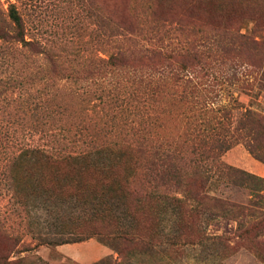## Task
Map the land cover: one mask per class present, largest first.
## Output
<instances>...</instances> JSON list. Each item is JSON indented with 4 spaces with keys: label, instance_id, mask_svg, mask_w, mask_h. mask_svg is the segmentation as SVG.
Masks as SVG:
<instances>
[{
    "label": "rangeland",
    "instance_id": "obj_1",
    "mask_svg": "<svg viewBox=\"0 0 264 264\" xmlns=\"http://www.w3.org/2000/svg\"><path fill=\"white\" fill-rule=\"evenodd\" d=\"M262 126L264 0H0V264H264L263 215L242 216L257 257L234 219L195 217L183 191L208 176L209 197L264 212L246 179H264ZM37 149L121 165L114 184L65 198L50 180L81 178L88 159L50 163ZM103 201L123 229L126 202L137 209L147 231L135 255L96 236L55 243Z\"/></svg>",
    "mask_w": 264,
    "mask_h": 264
},
{
    "label": "trees",
    "instance_id": "obj_2",
    "mask_svg": "<svg viewBox=\"0 0 264 264\" xmlns=\"http://www.w3.org/2000/svg\"><path fill=\"white\" fill-rule=\"evenodd\" d=\"M9 18L14 24L15 28L19 30L21 26V18L18 15L17 10L13 5L10 6ZM15 37L16 39H19L20 41H24L26 44L29 43V41L24 40L21 34H17V36ZM5 38L13 39L14 37L6 34ZM121 59H122L121 56L115 55L110 60H112V63H116V62L118 63ZM171 73L177 79L183 78L185 81L187 82L189 81L187 79L188 75L186 73V70H184L183 68H176V70L171 71ZM248 114L254 120H256V121H250V124H249L250 126L257 124L258 122L261 123L260 119H256L254 117L255 116L254 113L249 112ZM260 126L261 125H256L254 129H257ZM254 129L250 128L251 131H253ZM263 129L264 127L262 126V130ZM255 133H258V131H256ZM248 149H249V146H248ZM96 151L98 150L80 151V153L79 154L77 153V155L75 156H71V154L57 156V155H53L52 153L46 154L42 150H38V152H35L36 154H38L37 158L44 159L45 161H50V163H57L61 161H68V163H70L73 161L75 162L78 159H85V158L88 159L87 162L83 163L84 172L80 173L81 178H75L76 175L74 176V174L69 173L70 176L66 178V181L65 180L62 181L61 179H59L60 173L56 171L55 173L58 176H54L53 178L54 180H50V190L49 191L53 193L54 195H61L62 194L61 192H63L65 193V196L63 194L62 195L65 198L75 197L76 199H82V198L85 199L88 197H86V194L84 196L83 193L87 192L88 189H90V187L92 188L94 187V185L96 186L99 183L101 184V186H104V188L109 185L114 184L115 180H113L110 177H106V176H107V173H111L117 170V168L119 167V165H121V163L118 162L114 164L115 161L100 162V163L89 161V158H92V155ZM249 151L253 153V150L251 148L249 149ZM256 158H258L259 160H263L262 158L257 157V156ZM91 170H92V173H91ZM209 170H210L209 168L206 169L207 172H209ZM98 174H101V177L99 179L97 178L98 180L97 181L94 178V176L96 177V175ZM170 174H174V173L170 170ZM246 175H247L246 179L253 181L252 186L254 187L253 189H255L254 192L256 193V195L264 199V196H261V194L258 192L259 190L264 188V179L254 176L252 174H246ZM204 177L200 178V175H198L197 186L194 185L193 187H191V186L186 185V188H184L183 190L187 196L193 199V203L191 205L184 204L185 207L187 206L186 207L187 212H189L190 214H194L195 217L196 216L199 217L201 214L208 212L209 218H214L216 216H225V217H228L229 219H234L236 222L235 231L236 232L240 231V234H238L237 236L244 237V239L246 240L245 242L246 248L250 249L252 252H254V254L257 257H259V255H257V250H255V247L252 245L251 241L249 240V236H251L250 228L254 226V223L248 224L246 226L245 221L242 219V216L244 215V212L246 210L248 211V214L244 216H250V215H255V214L264 216V212L262 211L257 212L254 208H252L255 205V203H257L255 201L254 202L252 201L254 204H252L250 201L248 206H244L238 203L229 202L228 200H225V199L209 197L208 195L204 193L205 192L204 186H205L208 176H204ZM239 184L241 185V181H239ZM104 188H101L99 190L102 191ZM94 192L96 191H93L92 193ZM121 195H122L121 198L124 199V204H125L126 196L124 193H122ZM99 197L101 196L94 195L91 198L98 199ZM149 198L152 200V202L154 201V198L152 197H149ZM141 203L140 204L136 203L137 205L136 208H139ZM125 209L127 212V216L130 218V220H132L131 226H128L126 229H123L125 227L122 225L120 216L117 215V211L115 207H113L112 203L108 201H103L100 207L94 211V213L83 216L77 220L70 221L69 223L67 222L66 228L64 229L65 231L64 233H67V234L69 233L68 238L59 239L55 243L61 244V243H66L70 241L76 242L78 240L81 241L83 239L96 236L103 243L110 245L119 254L124 253L126 254L128 258L132 257L133 255L136 254L135 253L136 251L134 252V249L136 246H138L139 242L142 245H144V242L142 241H143V237L145 233V228L147 231V227H144L141 219L137 220V218H133L134 216H136L135 211H137V209L130 210L127 202L125 205ZM141 214L143 213L141 212ZM76 234H79L82 236H79L78 238H72V236L75 237ZM123 245H127L128 249H125ZM107 262H108V259H104V260L102 259L101 261L96 262L94 264H109V262L108 263Z\"/></svg>",
    "mask_w": 264,
    "mask_h": 264
}]
</instances>
